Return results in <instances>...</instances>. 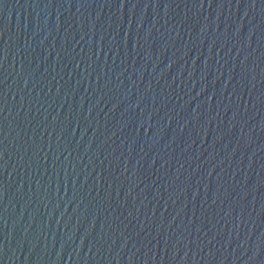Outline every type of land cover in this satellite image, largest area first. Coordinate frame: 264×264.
Returning <instances> with one entry per match:
<instances>
[{
  "label": "water",
  "instance_id": "1",
  "mask_svg": "<svg viewBox=\"0 0 264 264\" xmlns=\"http://www.w3.org/2000/svg\"><path fill=\"white\" fill-rule=\"evenodd\" d=\"M0 264H264V0H0Z\"/></svg>",
  "mask_w": 264,
  "mask_h": 264
}]
</instances>
